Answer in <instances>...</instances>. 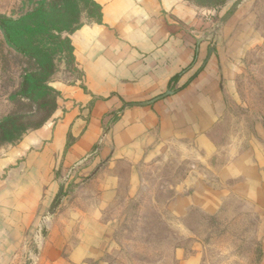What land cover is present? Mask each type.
Wrapping results in <instances>:
<instances>
[{
    "label": "rangeland",
    "instance_id": "rangeland-1",
    "mask_svg": "<svg viewBox=\"0 0 264 264\" xmlns=\"http://www.w3.org/2000/svg\"><path fill=\"white\" fill-rule=\"evenodd\" d=\"M63 1L0 0V15L14 19L35 12L34 19L40 23L42 9H49L51 14L47 16L48 29H44L50 33L32 36L47 56L37 51L34 57L21 53L9 44L0 28V156L10 155L27 134L52 121L63 97L59 83L82 85L83 75L72 52L70 35L76 27L98 22L99 9L92 0H67L68 18L62 21L55 8H60ZM188 1L197 18L193 24L194 45L207 40L215 48L220 46L224 62L233 67L232 95L226 97V112L210 133L211 147L200 148L204 158L195 154V146L189 143L173 146L167 156L142 165L140 185L131 194L130 172L126 173L127 164H122L120 192L98 216L101 226L90 230L97 239L84 243L94 252L86 259L87 264L258 261L254 211L242 198L230 194L219 213L212 216L204 214L198 196L193 194L187 201L184 198L192 197L188 192L204 183L222 187L217 177L219 167L236 153L246 151L254 141L264 143V0ZM29 74L32 80H27L23 88ZM170 87L167 95L179 89L176 80ZM94 101L85 106L89 109L82 115L86 120L91 117ZM121 115L122 109H118L104 117L99 141L83 158L73 164L55 163V193L51 197L44 193V202L31 224L21 227V239L14 251H4L0 244V252H10L0 264L53 263L55 250L47 243L51 235L67 238L61 250L66 257L71 254L82 230L78 225L73 228V220L82 219L78 207L98 203L100 197L96 182L88 191H80L81 187L93 175L98 178L104 173L107 160H98L100 147L110 140ZM59 264L72 263L64 259Z\"/></svg>",
    "mask_w": 264,
    "mask_h": 264
},
{
    "label": "crops",
    "instance_id": "crops-1",
    "mask_svg": "<svg viewBox=\"0 0 264 264\" xmlns=\"http://www.w3.org/2000/svg\"><path fill=\"white\" fill-rule=\"evenodd\" d=\"M95 2L102 7V21L84 24L70 35L82 85L59 83L63 97L52 121L27 134L10 155L0 156V244L2 250L14 251L21 227L31 224L44 193L51 197L57 189L52 181L55 163L73 164L83 158L99 141L104 117L122 109L110 140L100 147L98 160H107L104 173L90 177L80 190L88 191L96 182L99 202L78 207L82 219L73 220V228L78 225L82 230L67 257L61 250L67 238L48 236L47 243L55 250L51 264L64 259L87 264L94 252L84 243L97 239L90 230L101 226L98 216L120 192L122 164L130 172L131 194L140 185L142 165L167 156L173 146L189 143L204 158L200 148L211 147L210 133L224 116L226 97L232 93L233 67L224 62L221 47L207 40L194 45L197 18L190 1ZM174 78L179 89L167 95ZM93 98L86 120L82 115ZM218 171L222 187L204 183L184 199L198 196L204 214L212 216L230 194L242 198L257 223L256 264H264V143L254 141ZM10 252H0V259H8Z\"/></svg>",
    "mask_w": 264,
    "mask_h": 264
},
{
    "label": "trees",
    "instance_id": "trees-1",
    "mask_svg": "<svg viewBox=\"0 0 264 264\" xmlns=\"http://www.w3.org/2000/svg\"><path fill=\"white\" fill-rule=\"evenodd\" d=\"M67 0L63 1V4H61L59 9L60 11V20L65 21V19L68 18L67 11L69 7L66 5ZM93 5H95L99 9V21H102V7L95 2V0H92ZM80 9V8H79ZM80 11V10H79ZM42 13L39 14L40 23L36 21L34 18L36 16L35 12H30L26 16L20 18V19H14L9 16L0 15V28L2 29L5 37L7 38L9 44L16 48L21 53L28 55L30 57H34L35 51L38 53H42V55L47 56L46 53H43V50L40 49V46H36L34 41L32 40V36H35L36 34H44V33H50L44 29H48V21L47 16L50 17V10L48 9L47 12L45 10H41ZM45 14H47L45 16ZM33 19V20H32ZM65 23V22H63ZM79 27H76L74 30H76ZM51 35V34H49ZM72 52L74 54V48L71 44ZM38 59V58H36ZM32 74H29L25 77V80L22 83V87L24 88L27 86V80H32ZM175 80V78L173 79ZM172 80V81H173ZM33 88H37L36 85L33 86ZM27 90V89H25Z\"/></svg>",
    "mask_w": 264,
    "mask_h": 264
},
{
    "label": "water",
    "instance_id": "water-1",
    "mask_svg": "<svg viewBox=\"0 0 264 264\" xmlns=\"http://www.w3.org/2000/svg\"><path fill=\"white\" fill-rule=\"evenodd\" d=\"M163 95L159 96L158 98L162 97Z\"/></svg>",
    "mask_w": 264,
    "mask_h": 264
}]
</instances>
